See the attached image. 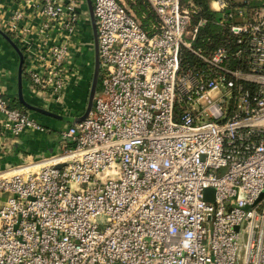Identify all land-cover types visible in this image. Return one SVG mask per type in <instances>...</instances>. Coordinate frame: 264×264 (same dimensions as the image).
<instances>
[{
  "label": "built area",
  "instance_id": "1",
  "mask_svg": "<svg viewBox=\"0 0 264 264\" xmlns=\"http://www.w3.org/2000/svg\"><path fill=\"white\" fill-rule=\"evenodd\" d=\"M61 1L26 0L33 28L21 9L5 22L38 36L20 43L42 103H60L70 76L67 47L45 45ZM147 1L150 31L124 0H92V107L58 150L0 170V264H264V0H208L236 44L209 52L193 45L205 19L191 25L192 0ZM183 48L199 65L183 67ZM1 79L0 149L45 128Z\"/></svg>",
  "mask_w": 264,
  "mask_h": 264
},
{
  "label": "rangeland",
  "instance_id": "2",
  "mask_svg": "<svg viewBox=\"0 0 264 264\" xmlns=\"http://www.w3.org/2000/svg\"><path fill=\"white\" fill-rule=\"evenodd\" d=\"M61 4L63 5V11L55 20H52V27L54 28L53 33L57 36L56 39H53L55 44L62 42L61 44L67 47V62H68V83L69 88L64 91L62 97L59 99L60 103L53 102L54 105H50L52 103L45 101L42 103L41 100L35 98L34 96H28L24 94L26 100L31 101L32 98H35L34 104L47 107L51 106L50 108L57 109L61 107L66 111V109L70 108L73 112H78L85 109L86 102H87V95L89 90V84L91 80V74L93 70V36H92V29H91V22L89 19L88 8L86 4V0H62ZM51 27V28H52ZM191 26H188L190 29ZM7 31V30H6ZM10 33H12L10 31ZM13 35V33H12ZM1 36V35H0ZM0 40L3 42L1 46V53L0 57L2 58L1 61L3 63L8 64L10 67L9 69L11 72V80L8 82L9 85H13L8 87V91L17 94V83H16V74H17V64H18V55L14 48L3 38L1 37ZM17 44L22 49V44L17 42ZM0 76L2 77L1 81L4 84V78L6 76V69L3 71L0 68ZM86 72L87 79L85 80L86 83L83 84L81 87V92L79 95L73 94V85L78 84L80 80H82V74ZM89 78V79H88ZM98 78V83H99ZM24 80V84L30 83L29 77L27 74L23 73L22 81ZM89 81V83H87ZM4 95L6 98H11L10 95L6 92L5 88H3ZM211 95L214 97L215 93L212 92ZM12 98V99H14ZM31 98V99H30ZM70 100V101H68ZM66 101L68 104H66ZM21 107L20 105H17ZM25 110H32L25 107ZM63 142L60 143L62 145ZM264 194V190L262 192ZM5 196L4 192L0 191V199Z\"/></svg>",
  "mask_w": 264,
  "mask_h": 264
},
{
  "label": "crops",
  "instance_id": "3",
  "mask_svg": "<svg viewBox=\"0 0 264 264\" xmlns=\"http://www.w3.org/2000/svg\"><path fill=\"white\" fill-rule=\"evenodd\" d=\"M16 9H21L23 11V17L18 21L19 27H26V28H33L35 27V23L39 22V15L36 13V9L34 6H30L28 3H26V0H0V28L6 30L5 22L11 17L12 13ZM54 28H50L47 31L48 39L45 45H48L51 43V41L54 38H57V36L54 35L53 30ZM21 33V29L18 31V34ZM23 35V38H26V36H29L31 39L34 38V41L37 39L36 32H29L27 31L21 33L19 36L16 34L15 37L13 35V39L16 42H20L21 36ZM2 36H0L1 38ZM3 45V42L0 40V51L1 46ZM1 53V52H0ZM0 57V68L3 69V71L6 69V76L4 78V84H2V87L5 88L6 92L10 95L11 99L15 97V94L8 91V87H13V85H9L8 82L11 80V70L9 69V65L6 63H3L1 61ZM87 73L83 72L82 74V80L78 82V84L73 85V94L79 95L81 92V87L83 86L85 80L87 79ZM17 77V75H16ZM89 79V78H88ZM89 83V81L87 82ZM23 85V93L28 96H33L30 92V85L29 83L24 84V80L22 81ZM69 88V83L66 86V89ZM65 89V90H66ZM31 99V98H30ZM35 98H32L31 101L34 102ZM70 101V100H68ZM66 104L68 102L66 101ZM54 105V103L50 104ZM49 109L55 110L62 114L67 115H79L83 112V110L76 112H73L72 109L68 108L66 111L62 109L61 107H58L57 109L50 108ZM48 108V106L46 107ZM30 115L37 119L39 122H41L45 128L44 130H25L20 136L17 138H14L13 140L7 138L6 143L4 144V147L0 149V170L7 167L9 164H14L15 162H18L21 160V158H29V157H38L43 154H49L50 152L58 150V131L62 128H65L70 121H66L63 119H58L50 115L42 114L40 112H37L35 110L29 111ZM1 201V199H0Z\"/></svg>",
  "mask_w": 264,
  "mask_h": 264
},
{
  "label": "trees",
  "instance_id": "4",
  "mask_svg": "<svg viewBox=\"0 0 264 264\" xmlns=\"http://www.w3.org/2000/svg\"><path fill=\"white\" fill-rule=\"evenodd\" d=\"M124 1L138 16L144 29L150 31L151 25L158 23L157 15L147 0ZM192 1L198 6V11L192 14L191 25L197 23L200 18L205 19V22L198 27L196 37L193 39V45L200 47L204 52H209L214 47L220 45L229 47L230 51L234 50L236 44L233 42V36L228 32L225 25L219 24L216 21V12L209 7L208 0ZM181 2L185 3L186 0H181ZM7 33L13 38L10 31H7ZM182 63L184 68L199 65L197 59L185 48L182 51ZM10 105H20V108L25 109V106L17 98H14L10 102Z\"/></svg>",
  "mask_w": 264,
  "mask_h": 264
},
{
  "label": "water",
  "instance_id": "5",
  "mask_svg": "<svg viewBox=\"0 0 264 264\" xmlns=\"http://www.w3.org/2000/svg\"><path fill=\"white\" fill-rule=\"evenodd\" d=\"M88 13H89V19L91 22V29H92V36H93V55H94V61H93V70L91 74V80L89 84V90L87 95V102L85 109L83 112L79 115H67L62 114L57 111H54L52 109L34 104L28 100L25 99L23 94V85H22V75H23V62H24V54L20 46L17 44V42L7 33L6 30L0 28V35L14 48L18 55V64H17V77H16V83H17V94L16 98L17 100L26 108L35 110L37 112H40L42 114L50 115L58 119H63L70 122H77L82 120L86 117L88 112L90 111L92 107V101L93 96L95 94L97 84H98V78L100 74V58H99V52H98V39H97V30H96V24H95V16L93 12V4L92 0H86ZM23 160V158H21ZM214 195V188L213 187H206L204 189V196L207 199H212Z\"/></svg>",
  "mask_w": 264,
  "mask_h": 264
}]
</instances>
